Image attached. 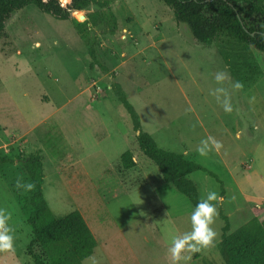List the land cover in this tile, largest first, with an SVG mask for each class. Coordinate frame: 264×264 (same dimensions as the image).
Segmentation results:
<instances>
[{
	"label": "rangeland",
	"instance_id": "rangeland-1",
	"mask_svg": "<svg viewBox=\"0 0 264 264\" xmlns=\"http://www.w3.org/2000/svg\"><path fill=\"white\" fill-rule=\"evenodd\" d=\"M221 71L228 79L218 83ZM113 82L157 147L217 178L190 174L199 199L209 191L222 199L213 201V242L198 252L186 247L179 264H224L220 210L227 234L264 212V53L227 34L209 44L195 40L161 0H113L68 20L30 4L12 13L0 35V155L13 159L0 164V209L11 213L14 236L0 264H33L25 250L34 186L18 161L31 153L41 156L53 214L78 210L97 241L83 264H172L167 249L191 230L194 206L139 151ZM219 87L230 113L224 94L220 101L213 95ZM208 136L222 147L200 156ZM126 150L135 161L128 170L120 165Z\"/></svg>",
	"mask_w": 264,
	"mask_h": 264
},
{
	"label": "trees",
	"instance_id": "trees-1",
	"mask_svg": "<svg viewBox=\"0 0 264 264\" xmlns=\"http://www.w3.org/2000/svg\"><path fill=\"white\" fill-rule=\"evenodd\" d=\"M112 1L62 0L61 3L59 0H0V35L12 13L30 4L56 19L68 20L70 14L88 9L91 5L107 9ZM161 1L172 9L177 22L187 24L195 40L209 44L219 34H227L264 53L263 0ZM110 15L115 26L116 18L112 13ZM88 53L93 63H98L92 47L88 48ZM111 87L136 131L135 139L139 151L157 168L164 183L171 184L195 206L200 199L190 174L201 171L212 177L216 176L180 154L157 147L150 135L141 130L137 113L120 84L113 82ZM18 161L34 186L29 199L31 211L27 219L32 238L26 246V255L33 264H83L97 246L84 217L78 210L56 217L48 207L42 190L44 172L40 154L31 153L23 159L18 158ZM12 162L13 159L7 155H0V164ZM120 165L124 170L135 166L129 150L121 153ZM220 217L224 224L218 250L224 264H264V212L252 217L229 234V221L221 210Z\"/></svg>",
	"mask_w": 264,
	"mask_h": 264
},
{
	"label": "clouds",
	"instance_id": "clouds-1",
	"mask_svg": "<svg viewBox=\"0 0 264 264\" xmlns=\"http://www.w3.org/2000/svg\"><path fill=\"white\" fill-rule=\"evenodd\" d=\"M227 79L228 75L225 72L221 71L215 74V80L218 83ZM232 87L239 89L242 85L239 81H236L232 84ZM221 93L224 94L222 100L224 111L229 113L232 112L233 109L230 98L223 87L216 88L213 95H216V99L220 101ZM221 147L222 143L220 141L212 136H208L206 139L201 140L196 151L200 156H206L213 150L219 152ZM28 187H31V185H28ZM221 199L222 198L218 197L217 192L209 191L204 198L198 200L190 216L191 230L182 235L173 237L167 249L171 256L172 264H179V261L182 259V252L186 247L192 252H198L202 248L208 247L213 242L216 232L211 225L214 222V217L217 215V207L213 201L219 202ZM10 216L11 213H7L4 209H0V251L13 249L14 236L12 235V229L7 223Z\"/></svg>",
	"mask_w": 264,
	"mask_h": 264
},
{
	"label": "water",
	"instance_id": "water-1",
	"mask_svg": "<svg viewBox=\"0 0 264 264\" xmlns=\"http://www.w3.org/2000/svg\"><path fill=\"white\" fill-rule=\"evenodd\" d=\"M59 1L62 3V0H59ZM80 17H82V16H80ZM181 24L186 28L188 34H189V32H190V34L192 35V33H191L190 29L188 28L187 24H186V23H181ZM192 37H193V36H192Z\"/></svg>",
	"mask_w": 264,
	"mask_h": 264
},
{
	"label": "crops",
	"instance_id": "crops-1",
	"mask_svg": "<svg viewBox=\"0 0 264 264\" xmlns=\"http://www.w3.org/2000/svg\"><path fill=\"white\" fill-rule=\"evenodd\" d=\"M97 242V241H96Z\"/></svg>",
	"mask_w": 264,
	"mask_h": 264
}]
</instances>
